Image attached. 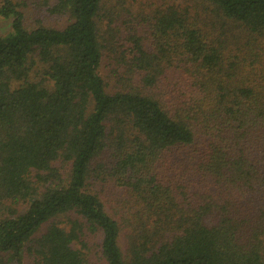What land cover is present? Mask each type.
<instances>
[{
	"label": "trees",
	"instance_id": "obj_1",
	"mask_svg": "<svg viewBox=\"0 0 264 264\" xmlns=\"http://www.w3.org/2000/svg\"><path fill=\"white\" fill-rule=\"evenodd\" d=\"M3 20L0 264H264V0Z\"/></svg>",
	"mask_w": 264,
	"mask_h": 264
},
{
	"label": "rangeland",
	"instance_id": "obj_2",
	"mask_svg": "<svg viewBox=\"0 0 264 264\" xmlns=\"http://www.w3.org/2000/svg\"><path fill=\"white\" fill-rule=\"evenodd\" d=\"M48 21L50 23L58 24V25L59 24L61 25L63 23V20L59 19V18H50ZM9 26H10V24H9L8 20L0 21V34L6 32L9 29ZM93 242L94 241L90 240V242H89L90 243V247H88L89 248L88 250H85V251H87L88 258H89L88 264H101L99 258L96 259V257H95V251L93 249L94 246H95L94 245L95 243H93ZM91 244H93V245L91 246Z\"/></svg>",
	"mask_w": 264,
	"mask_h": 264
}]
</instances>
